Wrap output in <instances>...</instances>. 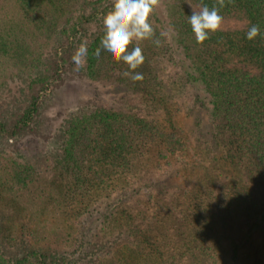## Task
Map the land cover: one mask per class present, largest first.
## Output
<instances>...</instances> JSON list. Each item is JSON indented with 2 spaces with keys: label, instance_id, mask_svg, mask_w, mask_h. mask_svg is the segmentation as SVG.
<instances>
[{
  "label": "trees",
  "instance_id": "1",
  "mask_svg": "<svg viewBox=\"0 0 264 264\" xmlns=\"http://www.w3.org/2000/svg\"><path fill=\"white\" fill-rule=\"evenodd\" d=\"M112 3L0 0V88L21 78L25 85L19 106L8 116L0 115L1 137L36 134L34 123L42 100L62 83L74 38L85 24L103 17ZM201 3L211 8L217 0H162L163 7L151 17L155 36L134 41L129 48L138 44L143 50L145 62L134 70L143 74L142 81L125 77V71L133 70L109 52L102 50L99 58L94 55L104 26L87 44L86 69L95 80L131 88L139 85L150 103L162 85L165 63L178 60L183 76L207 93L214 135L224 146L220 160L231 168L225 169L228 179L220 181L217 176L207 193L198 191L190 198L189 211L181 217L188 228L160 227L154 233L141 229L128 200L145 196L148 210L159 208L152 218L170 216V203L152 200L158 193L165 198L170 194V184L159 186L172 179L171 173L178 175V169H184L185 143L170 118L133 106L95 108L68 121L62 157L49 180L14 158L0 161V196L13 195L19 212L25 210L33 221L27 230L33 242L57 246L67 242L80 220L108 202L97 230L107 244H101L102 253L87 264H220L226 249L218 240L213 244L209 240L214 231L238 211L263 212V202L254 195L264 190V0H225L220 10L223 23L232 25L198 44L188 17L193 13L191 5L199 10ZM251 24L260 26L261 35L255 40L246 38ZM258 223L256 219L254 226ZM117 228L116 234L124 239L112 235ZM0 264L80 263L65 256L51 258L37 247L19 257L0 250Z\"/></svg>",
  "mask_w": 264,
  "mask_h": 264
},
{
  "label": "rangeland",
  "instance_id": "2",
  "mask_svg": "<svg viewBox=\"0 0 264 264\" xmlns=\"http://www.w3.org/2000/svg\"><path fill=\"white\" fill-rule=\"evenodd\" d=\"M113 1V0H109ZM163 7V5H160ZM232 22L226 21L223 27L227 28ZM103 17L85 24L79 34L74 38L68 61V68L62 77L60 86L48 93L42 100L39 114L35 119V135H24L12 139L0 136V161L4 157H11L17 161L31 165L35 171L46 180H49L53 171L59 165L62 157V136L70 118L95 108H114L125 110L129 106L152 111L159 117L170 118L179 133L181 142L184 141L185 165L178 169V175L171 173L169 182L161 183L159 187L171 185L170 194H159L152 201L170 203L171 215L162 218H152L151 213L159 212L146 208V197L131 198L136 220L141 229L152 230L157 228L173 230L189 227L186 220L182 219L183 211H189L187 204L191 197L207 193L213 178L219 177L220 181L227 180L224 176L225 169L229 168L220 160L223 154V144L217 141L213 125L206 106L207 93L197 85L190 83L181 73L179 61L174 60L162 65L161 87L155 99L150 103L142 94V89L125 87L112 81L95 80L87 75L86 63L83 68L77 69L72 60L76 49L82 42L89 41L103 27ZM24 80L14 79L5 83L0 88V115L8 116L14 108L22 102ZM153 105L154 108H150ZM216 181V180H215ZM148 182V180H147ZM249 185H252L250 183ZM215 191L213 194H217ZM258 201H262L260 214L238 211L228 220L226 225L214 231V236L209 240H218L226 249L220 257V264H264V190L256 194ZM158 202L159 204H161ZM98 208V213H91L76 224L69 240L57 245L48 241L33 242L29 239L27 230L32 228L33 221L29 220L25 210L19 212L13 202V195L0 196V250L10 256H22L31 249H44L51 257L65 256L67 260L87 264L90 258L102 253L101 244L106 241L97 234L100 227V214L106 211V204ZM167 205V204H166ZM259 213V212H258ZM258 219V225L254 223ZM123 221V220H122ZM133 221V219H132ZM135 224V220H134ZM184 226V228H182ZM119 228L114 229L115 238L125 236L117 235ZM180 231V230H179ZM53 233V232H52ZM213 235V234H212ZM113 238V237H112ZM109 237V240L112 239ZM211 243V242H210ZM87 248V249H85ZM221 253V252H220Z\"/></svg>",
  "mask_w": 264,
  "mask_h": 264
},
{
  "label": "clouds",
  "instance_id": "3",
  "mask_svg": "<svg viewBox=\"0 0 264 264\" xmlns=\"http://www.w3.org/2000/svg\"><path fill=\"white\" fill-rule=\"evenodd\" d=\"M161 3L162 0H113L111 9L103 16L104 35L94 55L99 58L102 50L109 52L116 62H123L133 70L125 71V77L134 82L142 81L143 74L134 70L145 62L143 50L138 44L131 51L129 48L134 41L152 39L155 36L151 17ZM225 6V0H217V4L211 8L201 3L197 6L199 10L191 5L193 13L188 17V23L198 44L210 39V34L222 30L224 17L220 10ZM260 35V26L251 24L246 38L255 40ZM154 43L160 46L159 39ZM87 56L88 45L82 42L72 56L77 69L85 66Z\"/></svg>",
  "mask_w": 264,
  "mask_h": 264
}]
</instances>
